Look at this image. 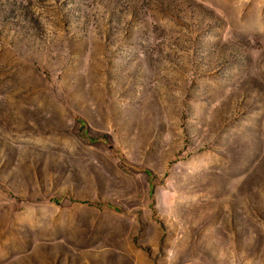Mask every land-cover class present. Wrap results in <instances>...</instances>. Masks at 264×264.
<instances>
[{
    "label": "rangeland",
    "instance_id": "1",
    "mask_svg": "<svg viewBox=\"0 0 264 264\" xmlns=\"http://www.w3.org/2000/svg\"><path fill=\"white\" fill-rule=\"evenodd\" d=\"M0 264H264V0H0Z\"/></svg>",
    "mask_w": 264,
    "mask_h": 264
},
{
    "label": "crops",
    "instance_id": "2",
    "mask_svg": "<svg viewBox=\"0 0 264 264\" xmlns=\"http://www.w3.org/2000/svg\"><path fill=\"white\" fill-rule=\"evenodd\" d=\"M146 158L148 157H144L141 162H132V160L128 159V157H126V160L128 164L139 163L138 166L145 168L143 170L149 171V169L146 168L145 164ZM164 165H167V162H165ZM164 171L165 169L162 168L163 173ZM105 206L106 205H102L101 208H99L100 210H96V208L92 207H86V211L89 213V216H91V218L95 216L99 220V223H95L94 226L100 233H108L112 240H118L125 245L130 240L131 232L134 231V223L131 222L129 224L127 218H124L123 221V217L127 216L124 214V212H119L118 209L120 208H118L116 205H112L110 207ZM66 215L70 214H64L63 212H61V215L58 214L57 216H53L49 220L53 223V225H57V222L60 221V218H63ZM56 228L57 226L55 227V232H57Z\"/></svg>",
    "mask_w": 264,
    "mask_h": 264
}]
</instances>
